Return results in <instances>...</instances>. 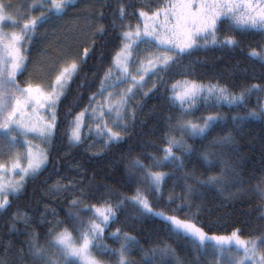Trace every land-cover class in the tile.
Returning a JSON list of instances; mask_svg holds the SVG:
<instances>
[{"label":"snow or ice","instance_id":"1","mask_svg":"<svg viewBox=\"0 0 264 264\" xmlns=\"http://www.w3.org/2000/svg\"><path fill=\"white\" fill-rule=\"evenodd\" d=\"M129 8L133 5L120 2L114 6L110 0H30L24 4L0 0V142L10 154L21 137L24 143L20 148L27 145L26 154L16 151L9 160L0 162V215L7 213L10 197L24 188L26 179H37L52 164L49 177L41 182L44 186L37 201L43 208L33 209V215L39 213V223L47 225L43 242L41 234L32 228L33 217L17 208L9 216L8 231L26 238L11 258L10 241L0 256V264H200L209 246L216 264H264V231L244 238L239 228H233L230 234L209 236L198 223L207 195L220 198L217 207L251 195L259 201L257 219L264 227V174L254 185L245 179L248 157L240 147L249 129L259 124V142L264 151V101L257 95L256 103L249 107L253 93L264 92V86H241L237 92L218 83L204 85L186 79L169 84L166 79L173 66L197 51L235 47L234 36L220 38L225 25L231 32L264 33V0H162L154 10L141 7L130 13ZM35 9H39L38 15L32 14ZM70 10L76 27L82 23L93 37H103L108 33L107 24L118 30L120 41L97 91L91 93L88 103L68 123L70 145L80 146L87 128L88 135L94 134L97 141H102L100 150L92 154L98 158L132 138L145 98L159 93L173 110L163 118L162 147L144 158L133 155L131 147L120 156L126 183L137 186L134 194L120 196L115 203L111 190L107 198L86 203L93 193L91 182L87 190L84 187V177L80 175L83 164L74 160L69 165L67 170L76 173L69 179L61 175L60 161L52 159L50 148L41 146H50L54 140L58 107L67 99L89 48L84 49L83 57L70 58L66 52L59 56L61 62L50 66L49 72L55 70V75L48 83L29 80L22 84L18 80L27 71L26 44L34 39L37 28L45 24L55 27V22L68 16ZM137 12L135 27L125 23ZM92 45L95 46V39ZM249 55L264 64V50L253 48ZM188 68L185 66L186 74ZM146 77L154 79L144 91ZM85 83L81 81L77 87L82 89ZM119 84L127 87L117 92ZM82 99L83 93L77 92L68 116ZM201 101L206 109L214 110L193 118ZM225 105L235 111L231 115L221 113L219 109ZM35 140L39 143H33ZM94 145L95 142L88 147ZM53 175L57 179L49 184ZM169 180L172 187L165 202L174 207L158 210L150 197L165 200L164 189ZM61 197L67 201L63 219L54 206L62 203ZM125 208L133 219L159 221L168 239L190 244L195 258L186 261L166 240L149 241L146 248L136 235L119 227L108 234L118 247L103 243L105 232ZM85 214H89L87 218ZM50 216L54 219L50 220ZM17 224H22L23 230ZM134 253L139 255V262L133 258Z\"/></svg>","mask_w":264,"mask_h":264},{"label":"trees","instance_id":"2","mask_svg":"<svg viewBox=\"0 0 264 264\" xmlns=\"http://www.w3.org/2000/svg\"><path fill=\"white\" fill-rule=\"evenodd\" d=\"M110 2L114 6L120 2L132 4L133 8L128 9L131 13L134 9H140L141 7L145 10L148 8L154 10L162 0H110ZM111 10V8L108 9L109 12ZM137 16L138 12L137 15L130 16L125 23H131L135 26L138 22ZM106 27H108V33L103 37H92L87 46L89 52L86 56V62L81 65L79 75L72 82L67 99H64L58 107V127L52 144L48 146L52 159L60 161L59 167L62 176H67L71 179L76 174L75 170L73 172L67 170L74 160H78L83 164L84 168L80 171V175L84 177V187L87 190L91 182V191L93 193L89 195L85 201L86 203H94L101 198H107L108 190L112 192L111 200L113 203L120 196L134 194L137 185L135 183H126V170L124 163L120 162V156L126 154L130 147L133 149V155L140 154L142 158L146 157L150 152H156L158 147H162L160 137L162 136L163 118L173 112L169 108L167 101L157 93L156 95H152L151 98H145L146 104L143 111L139 114L135 129L132 130V138L127 139L119 147L106 150L105 154L95 158L92 154L97 152V150L88 147L90 141L95 138L94 134L86 137L84 142L78 147L69 144L67 135L69 121L76 112H79L88 103V97L91 93L97 91L100 78L109 66L111 57L120 44L119 39H117L118 30L111 29L107 24ZM44 30V33H41L42 35L40 33L37 34V37L33 39L27 51V71L18 77V80L22 84L28 81V78H32L40 73L37 71L47 69L51 56H61L65 52H69L68 49H64L67 46L61 30H58L55 35H51L48 25ZM219 35L221 40H223L225 35L234 36L237 41L236 46L209 48L208 50L197 51L190 57H185L180 64L173 66L171 74L166 77L168 83L171 84L175 81H184L186 79L195 80L197 83L204 85L217 83L227 85L230 90L237 92L241 86H250L252 84L264 86V64L251 58L249 55L253 48L258 51L264 50V33L256 30L231 32L227 30L225 25L222 27ZM93 39H95V46L92 45ZM102 53L103 58L101 59ZM84 55L85 53L83 52ZM185 66H189L187 74L185 73ZM94 72L97 74L93 78ZM81 81H86L82 89L77 87ZM77 92L83 93V99L79 101L78 106L73 108L72 116H68L66 113ZM257 95L264 101V92L259 94L253 93L249 107L256 103ZM198 107L199 110L195 111L193 118L208 115L210 111L214 110L206 109L203 101L199 103ZM219 111L231 115L235 109H230L225 105ZM140 121H145V123L141 124ZM260 135V125L256 124L249 129V134L240 143L241 151L248 157V162L244 169V177L246 180H250L253 185L264 174V161H262L264 151H262L259 142ZM152 142H154V146ZM147 162L145 159V163ZM163 170L166 171L167 169ZM51 171L52 164L50 163L47 170L41 176L35 180L28 178L25 181L24 188L18 194L10 197L11 207L7 210V213L0 215V242H2V245H0V256L4 255V247L10 241L13 244V249L8 253V257L14 256L15 250L21 246L20 242L26 238L23 235L10 234L8 231L9 216L17 208L27 211L33 217L32 228L41 234V242H43V235L47 231V225L39 223V213L37 212L33 215V209L36 207L43 208L42 203H37L40 199V189L44 186L41 182L49 177ZM55 179L57 177L53 175L48 181L49 184ZM171 187L172 180H169L164 189L165 200H157L154 196L150 197L156 209L167 211L171 207H174L173 205H167L165 202ZM176 190L179 191L178 188ZM61 202L60 205L54 204V206L58 207L60 219H63L67 208V201L64 200V197H61ZM258 203L259 201L255 196L249 195L242 198L241 201L217 207L221 204L220 198L209 194L205 197V208L198 218V223L204 227L205 232L208 234L227 235L231 233L233 228H239L244 238L250 235H260L264 231V227H261L262 222L257 219L259 215L256 211ZM87 215L89 214H85V218H87ZM49 219L52 220L54 218L50 216ZM17 227L23 230L22 224H17ZM117 227L121 228L122 231L136 235L146 248L150 246L149 241L166 240L176 248L178 255L186 261H191L195 258L196 254L192 251L190 244L168 239L166 230L155 219L136 220L132 218L130 210L127 208L122 209L115 223L105 232L103 243L111 247H118V243L108 237V234ZM133 258L139 262L138 254L134 253ZM200 264L215 263H212L203 255L200 258Z\"/></svg>","mask_w":264,"mask_h":264},{"label":"rangeland","instance_id":"3","mask_svg":"<svg viewBox=\"0 0 264 264\" xmlns=\"http://www.w3.org/2000/svg\"><path fill=\"white\" fill-rule=\"evenodd\" d=\"M5 2H8V0H5ZM12 3L13 4L30 3V0H15ZM32 14L38 15L39 9H35ZM72 17H73V12L70 10L68 16H65L62 20L55 22V25H56L55 27H53L52 24H45L41 27H38L35 34H34V38L37 37L38 33L43 34L44 33L43 31H45L44 29L46 28L47 25L50 28L51 35H55L58 32V30H61V34L63 35L65 42H66V46H67V48H64V49L69 50V52L67 53L69 55V57L70 58L82 57L84 49L87 48V46H88V44H89V42L93 36H92L90 30L83 29L82 23H81L80 27H76L75 22H74ZM140 23L142 26L143 22L140 21ZM133 27H135V26H133ZM32 41H30L26 44L27 49H29ZM26 55H27V52H26ZM58 57L59 56H55V55L51 56V59H50V62H49L47 69H45L43 71H37L40 73H38L36 76H34L32 78H28V79L29 80H42L43 82L48 83L50 81V79L53 78L55 75V70H52L51 72H49L51 64L54 62L55 63L61 62L58 60ZM153 79H154V77H146L147 84L144 88V91H147V89L149 87H151ZM126 87H127L126 84H119L118 87L115 89V91L118 92L121 89L126 88ZM106 94L107 93H105V95ZM86 123H87V121H86ZM84 132H85L86 137L90 136V135H88V129L87 128L84 129ZM29 139H31V137H29ZM93 142H95V145H94V147H92V149L97 150V151L100 150V148L102 147V141H97V138L95 137L94 139H92L90 141V144H92ZM23 143H24V138L21 137L19 144L17 145L16 149H14L13 153L10 154L8 152V149L6 147H4L2 142H0V162H4V161L9 160L10 155H14L16 151H21V152H24L26 154L27 145H25L23 148H20V144H23ZM33 143H39V141L35 140V141H33ZM41 146L42 147H48L49 145H41ZM24 162L26 163V161H24ZM208 235L212 236V235H218V234H208ZM212 253H213V250H212L211 246H209L204 255L212 263L216 264V258ZM240 255L242 256L243 253L241 252Z\"/></svg>","mask_w":264,"mask_h":264}]
</instances>
